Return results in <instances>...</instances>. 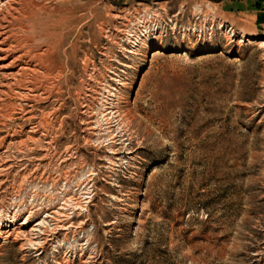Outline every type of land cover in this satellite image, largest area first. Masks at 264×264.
Listing matches in <instances>:
<instances>
[{
    "label": "rangeland",
    "instance_id": "obj_1",
    "mask_svg": "<svg viewBox=\"0 0 264 264\" xmlns=\"http://www.w3.org/2000/svg\"><path fill=\"white\" fill-rule=\"evenodd\" d=\"M239 1L0 0V264H264Z\"/></svg>",
    "mask_w": 264,
    "mask_h": 264
},
{
    "label": "crops",
    "instance_id": "obj_2",
    "mask_svg": "<svg viewBox=\"0 0 264 264\" xmlns=\"http://www.w3.org/2000/svg\"><path fill=\"white\" fill-rule=\"evenodd\" d=\"M237 1V0H236ZM240 2V4H241V6L243 7V11H240L239 13H241V14H243V13H248V12H250V11H247V10H245V8L246 7H244V5H246V3H245V1L244 0H241V1H239ZM232 3L231 2H229V4H223V6H229V5H231ZM251 12H253V13H255L254 15H251L254 19H255V27H257V26H260V23H263L264 22V11H251ZM226 15L228 14H231V12H228V11H226V12H224ZM263 25H264V23H263ZM262 24H261V26H263ZM257 30V29H256Z\"/></svg>",
    "mask_w": 264,
    "mask_h": 264
},
{
    "label": "bare ground",
    "instance_id": "obj_3",
    "mask_svg": "<svg viewBox=\"0 0 264 264\" xmlns=\"http://www.w3.org/2000/svg\"><path fill=\"white\" fill-rule=\"evenodd\" d=\"M62 44H63V42H62ZM59 45H61V43Z\"/></svg>",
    "mask_w": 264,
    "mask_h": 264
}]
</instances>
